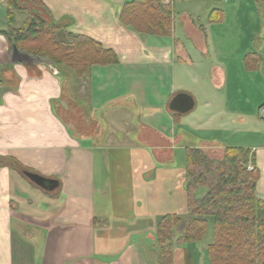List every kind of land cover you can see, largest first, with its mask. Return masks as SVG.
<instances>
[{
    "label": "crops",
    "instance_id": "crops-1",
    "mask_svg": "<svg viewBox=\"0 0 264 264\" xmlns=\"http://www.w3.org/2000/svg\"><path fill=\"white\" fill-rule=\"evenodd\" d=\"M40 1L45 20L116 63L77 78L15 60L0 34V264H160L158 221L182 218L176 235L187 223L188 149L215 161L249 151L264 201V0H157L170 10L167 33L122 23L135 0ZM24 22L15 14V28ZM205 221L201 241L173 244L171 264H210Z\"/></svg>",
    "mask_w": 264,
    "mask_h": 264
},
{
    "label": "trees",
    "instance_id": "trees-1",
    "mask_svg": "<svg viewBox=\"0 0 264 264\" xmlns=\"http://www.w3.org/2000/svg\"><path fill=\"white\" fill-rule=\"evenodd\" d=\"M3 1L7 23L0 34L9 51L16 47L21 55L46 60L56 70L67 67L77 78L84 77L94 65L116 63L115 55L99 43L45 20L40 0ZM13 10L25 14L22 28L14 27ZM120 19L140 31L167 33L170 28V10L157 0L127 4ZM185 153L187 223L176 235L182 218L165 216L158 221L160 264H171L173 244L201 241L207 217L214 221V240L208 248L210 264H264V201L256 196L257 172L246 170L249 151L227 149L220 161L211 160L200 149Z\"/></svg>",
    "mask_w": 264,
    "mask_h": 264
},
{
    "label": "water",
    "instance_id": "water-1",
    "mask_svg": "<svg viewBox=\"0 0 264 264\" xmlns=\"http://www.w3.org/2000/svg\"><path fill=\"white\" fill-rule=\"evenodd\" d=\"M12 53L15 60L21 61L22 59H24V57L18 52L16 47H12ZM50 68L53 69L52 66H50ZM173 105L176 108L183 110L191 105L190 98L185 95H181L177 100H174ZM23 175L31 183H33L34 185L45 191H53L57 187L56 181L44 178L38 174L31 173L28 171H23Z\"/></svg>",
    "mask_w": 264,
    "mask_h": 264
},
{
    "label": "rangeland",
    "instance_id": "rangeland-1",
    "mask_svg": "<svg viewBox=\"0 0 264 264\" xmlns=\"http://www.w3.org/2000/svg\"><path fill=\"white\" fill-rule=\"evenodd\" d=\"M29 7H30V9H32L31 6H29ZM13 12L16 14V26H21L23 24V22H24V19L26 18L25 14H21V13L18 14L19 12L18 11H15V10H13ZM255 13H259V10L256 9L255 10ZM4 14H5L4 9L0 7V17L3 18L4 17ZM32 59H35L36 60L37 58L32 57ZM45 62L48 64V66H50V63L48 61L45 60ZM65 76L67 77L68 74H65Z\"/></svg>",
    "mask_w": 264,
    "mask_h": 264
},
{
    "label": "built area",
    "instance_id": "built-area-1",
    "mask_svg": "<svg viewBox=\"0 0 264 264\" xmlns=\"http://www.w3.org/2000/svg\"><path fill=\"white\" fill-rule=\"evenodd\" d=\"M259 114L262 116V117H264V107H262V108H260V110H259ZM254 168L252 167V165H250V164H248L247 166H246V170L247 171H252Z\"/></svg>",
    "mask_w": 264,
    "mask_h": 264
}]
</instances>
